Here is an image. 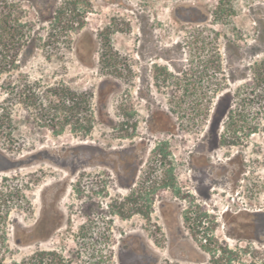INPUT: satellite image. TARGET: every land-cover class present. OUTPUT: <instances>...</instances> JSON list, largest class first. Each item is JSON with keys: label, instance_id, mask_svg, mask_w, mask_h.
<instances>
[{"label": "rangeland", "instance_id": "1", "mask_svg": "<svg viewBox=\"0 0 264 264\" xmlns=\"http://www.w3.org/2000/svg\"><path fill=\"white\" fill-rule=\"evenodd\" d=\"M214 47L217 70L234 78L209 114L236 120L245 135L257 114L264 124V0H0V131L3 147L18 152L2 153L14 163L0 174V264H30L38 249L82 252L87 262L96 249L91 227L108 231L111 264H264L246 189L243 200L232 198L218 182L198 218L189 203L191 97L203 100L213 88ZM63 88L85 94L77 118L89 126L86 136L73 123L60 133L62 113L40 108L47 90ZM158 141L175 164L178 199L163 192V207L156 202L148 219L114 215L125 209L113 212L109 194L127 191L104 183L108 164H139ZM252 144L250 136L240 149L249 166ZM58 177L64 224L51 239L33 240L37 195ZM235 203L245 210L236 213Z\"/></svg>", "mask_w": 264, "mask_h": 264}, {"label": "flooded vegetation", "instance_id": "2", "mask_svg": "<svg viewBox=\"0 0 264 264\" xmlns=\"http://www.w3.org/2000/svg\"><path fill=\"white\" fill-rule=\"evenodd\" d=\"M212 51L214 55L211 58L212 61L208 64L215 65L213 66V73H210L209 80V84L213 88L208 91V96L203 100H198L195 95L191 97L192 114L189 121V132L192 145L188 160L189 186L187 192L189 194V203L195 213L198 211V214H195L198 218L202 215L205 216V213L209 212L205 207L210 206L212 198L218 195V193H214L216 190L214 188L215 184H219L221 181L224 182L226 188L222 192H229L228 194L232 198L233 195L236 196L242 193V196H240L242 200L246 189V193L249 194L251 199L253 238L259 240L260 237H264V124L257 114V118L253 121L252 129L243 135L239 131L241 127L236 125V120H230L231 118L228 116H225L226 121L212 120L209 114L212 101L216 99L213 106L214 113L216 106L221 101L217 94L226 89L228 80L234 78L233 73L228 74L221 72V69L220 71L217 70V67L219 69V65L222 63V59L215 47ZM220 95L223 94L221 93ZM198 101L200 104H198ZM222 129H225L226 133ZM250 136L253 137V144L252 161L249 166L245 164L248 161L244 159L242 156L243 151L240 149L243 147V141H247ZM162 146V142L158 141L152 148L153 152L151 151L149 157L139 164L137 162L132 165L125 163L123 166L119 165L117 167L114 161L108 164V175L106 177L108 181L104 183L107 186L110 183H113L114 186H124L127 191L123 198L109 194V208L113 212L118 210L119 206L125 209L124 214L121 215L120 212H115L114 215L130 219L132 215L137 213L141 217L148 219L156 202L160 210L163 207V203L159 200L163 192L170 190L173 196L178 199L180 187L175 164L170 163L172 159L169 157L168 152H163ZM0 147L2 148H0V174H2L4 170L8 171L14 163L8 161L5 163L2 153L6 151L12 155L18 152L14 151L15 148L13 146L7 145V147H3L1 131ZM215 158L216 161H214ZM33 162H35L34 159L32 160ZM132 167H134V170L131 169ZM141 167H144V169L139 170ZM13 168L18 169L19 166ZM133 171L134 175L132 174ZM60 181L61 177H58L54 180V185L53 187L51 186L52 189L47 187L39 190L40 192L37 195L39 211L31 229V239L33 240L51 239L64 224L65 213L60 203L66 188ZM82 193L78 190L79 197H82ZM96 195L98 196L99 194ZM248 199L249 197L247 196ZM117 200L119 201L117 202ZM199 202H202V204H199ZM202 206L204 208H201ZM244 206H247V203ZM92 207L94 206L92 205L90 208ZM132 207H135L134 211ZM234 208H236V213L245 210L243 205L239 203H235ZM224 211L228 210L225 209ZM230 211L231 209H229ZM209 217L213 223L216 222L214 217ZM244 235L243 230L240 229L236 237L242 239ZM77 239L79 238L77 237ZM48 251L53 250L38 249L32 253V256L38 257L41 255L40 253ZM71 254H74V251H71Z\"/></svg>", "mask_w": 264, "mask_h": 264}, {"label": "trees", "instance_id": "3", "mask_svg": "<svg viewBox=\"0 0 264 264\" xmlns=\"http://www.w3.org/2000/svg\"><path fill=\"white\" fill-rule=\"evenodd\" d=\"M46 92V101L42 103L40 106L42 111L47 112H55L56 114L62 113V121L59 122V127L60 130L59 132L65 127V125H70V123H73V129L78 130L82 132V136H86L88 133V127L81 123V120L78 119L77 111L80 110V103L81 104H86L87 100L85 97V94L80 93L77 95V97L73 98V96L68 92L66 88L61 89L62 93H58L50 90H47ZM48 93V95H47ZM54 96L56 100H51V96ZM73 99H75L73 101ZM46 103V104H45ZM71 116L72 118H76L75 122H68L65 118V116ZM63 118H65L63 120ZM52 122V121H51ZM52 127H58L56 122H53ZM84 227L80 228L82 230ZM84 231V229H83ZM85 232H91L90 234L92 235L91 240H92V247H96L94 251H92L90 255L89 261H83L82 260V252H74V254H71L69 252L68 258L58 255L54 251H48V252H42L40 253L41 255L38 257L31 256L30 264H111L112 263V249L110 248L109 245V233L106 229L104 228H88L85 230ZM94 238V241H93ZM111 243V241H110ZM95 244V245H94ZM101 248V249H100Z\"/></svg>", "mask_w": 264, "mask_h": 264}]
</instances>
